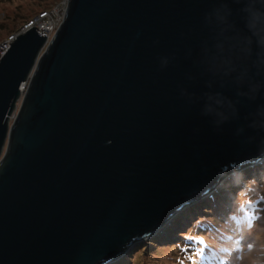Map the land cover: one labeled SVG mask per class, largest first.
Returning <instances> with one entry per match:
<instances>
[{"label":"water","instance_id":"water-1","mask_svg":"<svg viewBox=\"0 0 264 264\" xmlns=\"http://www.w3.org/2000/svg\"><path fill=\"white\" fill-rule=\"evenodd\" d=\"M218 2L67 0L51 40L31 27L9 42L0 264H109L230 172L263 162L264 130L246 117L264 92L239 98V118L222 124L204 111L209 92L238 99L233 78L205 63ZM227 2L242 27L241 5Z\"/></svg>","mask_w":264,"mask_h":264},{"label":"clouds","instance_id":"clouds-1","mask_svg":"<svg viewBox=\"0 0 264 264\" xmlns=\"http://www.w3.org/2000/svg\"><path fill=\"white\" fill-rule=\"evenodd\" d=\"M234 2L241 5L238 12L242 21V27L239 22L232 18L234 11L227 0H219L217 6L208 14L210 21L213 18L216 21L210 27L218 41L206 50L205 63L207 64L208 71L216 76L232 77L238 89V99L227 97L223 92H209L205 94L204 111L206 114L215 117L217 124L225 123L233 118H239V98L255 101L264 92V79H257L258 77H264V0H234ZM66 3L67 0L64 3L63 18ZM53 9H45L40 12L36 18L30 19L21 31L27 28L37 27L43 33H46L39 24V18L43 13L50 12ZM57 29L52 35L46 33L49 40H51ZM15 36L10 37L11 40ZM9 42L8 40L6 43L9 44ZM6 49L7 46L2 47L0 55H3ZM245 85L247 86V91L244 90ZM17 110L11 118V122L15 119ZM246 119L249 121V127L257 131L264 130V103L257 105L254 111L249 112ZM239 171L238 169L237 172ZM221 182L204 195V197H208ZM182 210L178 213H181ZM178 213L172 217V220L177 217ZM171 221H167L164 224L168 225ZM156 232L157 230L146 237H151ZM146 237L136 242H142ZM128 249L123 255L126 252L128 253Z\"/></svg>","mask_w":264,"mask_h":264},{"label":"rangeland","instance_id":"rangeland-1","mask_svg":"<svg viewBox=\"0 0 264 264\" xmlns=\"http://www.w3.org/2000/svg\"><path fill=\"white\" fill-rule=\"evenodd\" d=\"M65 1L66 0H0V50L2 47L7 46L8 48L9 44H7L6 42L8 40L12 41V36L20 33L24 25L30 19L36 18L38 14L45 9L51 10L58 7L56 9V15L61 18ZM56 10H54L53 12H55ZM53 33L54 32L52 31L50 34L52 35ZM263 169L264 162L261 165H258L246 172L239 173L235 171L232 173V176H230L231 174H228L225 178V182L227 181V183H229L233 189H227L226 193L222 195V204L219 205L220 211L218 213L224 214L223 212H226L228 208H232L230 205H228L229 207L226 205L225 200L227 199V197H230L231 203H235V201L237 200V196L233 195V192L231 191L236 190L235 186L237 187V184L239 186L242 185L243 187H246L248 189L251 183L249 181L254 178L256 179L257 183H259V187L257 188V190L253 191L254 193H252V195L256 197L261 196V193L263 195L260 199L262 203H259L253 207L252 216L245 224L248 228H250L249 233L246 234L242 240H240V244L230 255V261L228 263L218 264H254V262L255 264H264V182L262 181V179H264ZM227 178L228 180H226ZM234 180L237 182V184ZM223 183L224 180L214 190L216 193L221 190V186L225 187L224 189L227 188L225 186V183ZM229 192H231L232 194ZM208 197L210 196L208 195ZM244 197L245 194H243V198ZM203 199H206V197L203 196ZM203 199H197L196 202L190 204L191 207H197L198 202L202 201ZM181 214L182 212L178 213L177 217ZM194 214L196 213L194 212L193 215ZM202 215L207 218H209L210 216V214L208 213H202ZM177 217L175 219H177ZM174 220H170L171 222L169 223V225L171 226H163L162 230L160 229L157 233H155L156 236L146 237L144 241L139 243L135 249L133 248L134 250H129L128 253L126 252L122 259H116L109 264H175L174 261H176V248H173L172 246L170 247L168 245L173 241L172 238L168 236L172 232L170 229L174 228ZM167 228L169 229L166 233ZM236 230L237 227H235V231L233 233H236ZM175 231L179 232L180 230L175 229ZM173 235L174 237H177V234Z\"/></svg>","mask_w":264,"mask_h":264},{"label":"trees","instance_id":"trees-1","mask_svg":"<svg viewBox=\"0 0 264 264\" xmlns=\"http://www.w3.org/2000/svg\"><path fill=\"white\" fill-rule=\"evenodd\" d=\"M235 171L230 172L229 175ZM225 178L221 181L224 180L225 186L227 187L226 189L221 186L222 188L220 191L217 193L215 191L212 192H215L212 198L206 197V199H203V197H201L203 200L198 202L197 207L190 206L183 209L182 214L174 220V228L170 229L172 231L171 233L169 230L170 234L168 233V237H171L173 241L168 245L176 248L175 264L228 263L230 261V255L240 244V240L249 233L250 228L245 224L252 216L253 207L262 203L260 200L263 195L262 193L261 196L257 197L252 195V193H254L253 191L257 190L259 187V183L253 178L249 181L251 183L247 189L242 185L239 186L234 180L237 187L235 186L236 190L231 192L237 196V200L233 203L232 208H228L226 212L222 214L218 213L220 211L219 205L222 204L221 197L226 193L227 189H233L227 181L225 182ZM226 180H228V178ZM262 181L264 182V179H262ZM243 194H245L244 198ZM227 199L230 200L231 198L227 197ZM226 205L228 206V204ZM194 212L196 214L193 215ZM202 213L210 214L209 218L203 216ZM235 227H237V230L236 233H233ZM168 229L169 228H167V232ZM175 229L180 231L177 232ZM173 234H177V237H174ZM139 243L141 242H135L129 246L130 248L128 251L134 250Z\"/></svg>","mask_w":264,"mask_h":264},{"label":"built area","instance_id":"built-area-1","mask_svg":"<svg viewBox=\"0 0 264 264\" xmlns=\"http://www.w3.org/2000/svg\"><path fill=\"white\" fill-rule=\"evenodd\" d=\"M57 8L53 9L50 12L43 13L39 18L40 19L39 24H40L41 28L43 30H45L46 33H48V34H50L52 31L54 32L62 22L63 16L60 18L56 15L57 14V10H56ZM54 10H56V11L53 12Z\"/></svg>","mask_w":264,"mask_h":264},{"label":"bare ground","instance_id":"bare-ground-1","mask_svg":"<svg viewBox=\"0 0 264 264\" xmlns=\"http://www.w3.org/2000/svg\"><path fill=\"white\" fill-rule=\"evenodd\" d=\"M255 167H256V166H255ZM239 173H240V172H239ZM233 198H234V197H233ZM173 216H174V215H173ZM173 216H171V217H170L168 220H166L165 222L172 220V217H173ZM174 224H175V223H174ZM172 227H173V226H172ZM160 229L162 230L163 228H162V227L159 228L158 231H159ZM158 231H157V232H158ZM157 232H156V233H157ZM152 236H155V234L152 235ZM138 240H139V239H138ZM138 240H136V241H138ZM136 241H135V242H136Z\"/></svg>","mask_w":264,"mask_h":264}]
</instances>
